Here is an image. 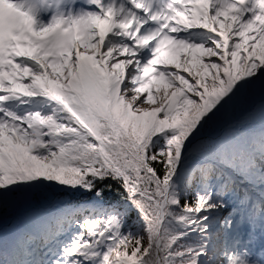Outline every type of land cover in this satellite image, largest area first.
<instances>
[{"label":"snow or ice","instance_id":"1","mask_svg":"<svg viewBox=\"0 0 264 264\" xmlns=\"http://www.w3.org/2000/svg\"><path fill=\"white\" fill-rule=\"evenodd\" d=\"M0 264H264V0H0Z\"/></svg>","mask_w":264,"mask_h":264}]
</instances>
